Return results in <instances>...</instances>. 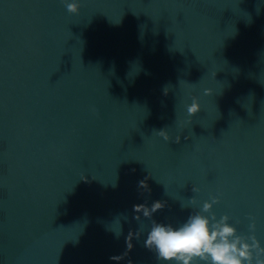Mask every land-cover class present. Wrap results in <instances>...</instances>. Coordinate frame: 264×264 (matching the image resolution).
Listing matches in <instances>:
<instances>
[{
  "label": "water",
  "instance_id": "water-1",
  "mask_svg": "<svg viewBox=\"0 0 264 264\" xmlns=\"http://www.w3.org/2000/svg\"><path fill=\"white\" fill-rule=\"evenodd\" d=\"M77 2L0 0V264H165L212 197L264 246V0Z\"/></svg>",
  "mask_w": 264,
  "mask_h": 264
},
{
  "label": "clouds",
  "instance_id": "clouds-1",
  "mask_svg": "<svg viewBox=\"0 0 264 264\" xmlns=\"http://www.w3.org/2000/svg\"><path fill=\"white\" fill-rule=\"evenodd\" d=\"M64 2L69 13L79 14L80 4L77 0ZM168 92L169 89L165 87L164 94L167 95ZM206 94L212 95V92L209 90ZM187 112L191 117L201 112V105L196 97H193ZM158 135L165 141H171L165 130H160ZM175 142L180 143V136H177ZM140 187L150 191L143 181L140 182ZM192 191L198 192L199 189L193 187ZM190 203L196 205L197 201L191 199ZM218 203L220 200L212 197L211 202L203 204L202 211L190 214L179 226L153 220L144 246L155 253L158 261L165 264H264V246L254 234L242 236L238 234L237 228L229 223L231 217L224 215L217 219L212 214L213 206ZM164 207L165 204L160 201L154 202L151 207L145 204L135 205L134 212L137 214L135 219L139 221L141 213L143 217L152 219L153 215ZM206 213L211 215H205ZM249 219L252 221L249 230L255 233V218ZM141 234L136 232L135 237L139 239ZM132 239L133 233H130L127 242L129 250L133 247ZM111 259L117 262L123 260L124 256H113Z\"/></svg>",
  "mask_w": 264,
  "mask_h": 264
}]
</instances>
